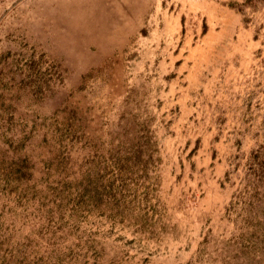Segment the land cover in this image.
<instances>
[{"label":"rangeland","instance_id":"obj_1","mask_svg":"<svg viewBox=\"0 0 264 264\" xmlns=\"http://www.w3.org/2000/svg\"><path fill=\"white\" fill-rule=\"evenodd\" d=\"M173 3L0 0V264H264V0L197 80Z\"/></svg>","mask_w":264,"mask_h":264},{"label":"crops","instance_id":"obj_2","mask_svg":"<svg viewBox=\"0 0 264 264\" xmlns=\"http://www.w3.org/2000/svg\"><path fill=\"white\" fill-rule=\"evenodd\" d=\"M251 0H174L172 11H178L174 16L173 25L184 24L189 19L197 22L198 33L200 32L194 52H188L185 56V61H191L190 66L182 69L184 77H193L197 80L200 71L197 66L204 61H208L210 56H214L209 50L219 45L223 37L227 36L228 44L235 47L244 48L245 45L254 44L252 40V29L250 21L247 18L252 16L254 9H250ZM189 15V16H188ZM182 19H184L182 21ZM201 29H203L201 31ZM204 51L205 54H204ZM236 53L225 54L226 63L229 60L240 58L241 60L247 55L240 50H235ZM213 52V51H212ZM234 52V51H233ZM182 57L178 56L174 62L180 61ZM189 58V59H188ZM202 60V61H200ZM208 64V63H206ZM229 70V67H226ZM224 69L216 70V74H223ZM181 73V74H182ZM209 88L210 94L214 95L208 107L210 109L222 104L228 106L225 102L217 100V94L221 89L216 84ZM194 90H199V85L194 87L193 82L183 85L173 84L169 90L167 87L166 94L172 93L170 108L174 111L173 115L181 117L183 121H188L192 118V114L197 115L196 108H200L199 103L193 102L191 95ZM202 106V105H201ZM214 115H212V118Z\"/></svg>","mask_w":264,"mask_h":264},{"label":"bare ground","instance_id":"obj_3","mask_svg":"<svg viewBox=\"0 0 264 264\" xmlns=\"http://www.w3.org/2000/svg\"><path fill=\"white\" fill-rule=\"evenodd\" d=\"M77 2V1H76ZM91 3V2H90Z\"/></svg>","mask_w":264,"mask_h":264},{"label":"trees","instance_id":"obj_4","mask_svg":"<svg viewBox=\"0 0 264 264\" xmlns=\"http://www.w3.org/2000/svg\"><path fill=\"white\" fill-rule=\"evenodd\" d=\"M251 2V1H250Z\"/></svg>","mask_w":264,"mask_h":264}]
</instances>
